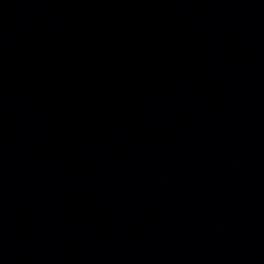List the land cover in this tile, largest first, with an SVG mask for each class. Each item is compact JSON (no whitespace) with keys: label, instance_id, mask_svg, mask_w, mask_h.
<instances>
[{"label":"water","instance_id":"water-1","mask_svg":"<svg viewBox=\"0 0 264 264\" xmlns=\"http://www.w3.org/2000/svg\"><path fill=\"white\" fill-rule=\"evenodd\" d=\"M141 0H0V264H49Z\"/></svg>","mask_w":264,"mask_h":264}]
</instances>
